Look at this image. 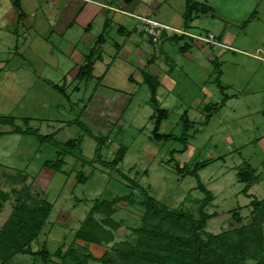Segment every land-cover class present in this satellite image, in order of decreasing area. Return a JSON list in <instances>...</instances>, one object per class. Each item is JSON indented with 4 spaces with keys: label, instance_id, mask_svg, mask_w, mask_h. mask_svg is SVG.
I'll use <instances>...</instances> for the list:
<instances>
[{
    "label": "rangeland",
    "instance_id": "rangeland-1",
    "mask_svg": "<svg viewBox=\"0 0 264 264\" xmlns=\"http://www.w3.org/2000/svg\"><path fill=\"white\" fill-rule=\"evenodd\" d=\"M134 1L138 8L129 11L121 0L106 3L113 6L111 10L174 29L200 36L210 34L216 45L172 32L151 43L136 17L109 12L128 20V30L137 24L140 34L131 35L127 44L138 41L146 50L147 62L164 53L174 85L168 92L157 89L155 99L161 102L156 99L154 108L146 84L133 83L136 87L127 95L130 102L120 119L110 121L104 132L103 124L97 122L91 127L76 124L84 122L82 105L90 93L82 92L84 84L74 78L77 72L74 76L71 68L93 47L85 45L79 31L72 36L54 31L52 22L59 17L64 0H0V118L13 120L10 125L0 123V189L7 193L14 190L17 196L26 192L52 204L41 232L30 244L32 251L45 247L51 254L73 243L98 258L102 249L89 250L72 236L96 200L127 193L123 177L137 182L157 203L197 217L203 194L196 188L195 179L177 173L174 164L191 169L203 163L196 174L212 196L204 211L214 217L200 231L202 238L206 233H229L248 224L249 201H264V0H192L197 8L205 6L209 11L198 12L188 24L182 19L185 0ZM111 20L103 32L90 26L93 38L101 36L106 41L103 57L110 55L109 47L116 49L124 39L116 31L119 24ZM174 35L178 39L172 38ZM67 44L71 48L65 54ZM150 64L142 71L153 76L151 68L147 70ZM88 86L83 89L88 90ZM225 97L231 99L220 108L218 104ZM156 110L169 113L157 129L158 134L170 136L167 141L151 137ZM183 119L188 124L185 130ZM16 129L29 132H11ZM51 133L54 137L48 135ZM67 141L71 144L66 145ZM185 147L189 149L187 155L181 152ZM119 148L126 153L113 169L109 162ZM58 159L62 160L59 167H49ZM248 170L254 172L256 182L246 196L236 173ZM79 177L83 179L75 183ZM11 194L2 203L0 227L10 215ZM112 214L116 225L111 231L113 242L134 241L132 232L140 225L143 210L117 202ZM232 216L239 217V224ZM93 217L99 221L103 215ZM261 229L264 237V222ZM101 246L111 253L108 245ZM7 264H60V260L51 257L42 263L28 255H16Z\"/></svg>",
    "mask_w": 264,
    "mask_h": 264
},
{
    "label": "trees",
    "instance_id": "trees-1",
    "mask_svg": "<svg viewBox=\"0 0 264 264\" xmlns=\"http://www.w3.org/2000/svg\"><path fill=\"white\" fill-rule=\"evenodd\" d=\"M130 2L131 0H123L125 5H129ZM13 5L18 8L15 1H13ZM208 11L209 8L205 6L197 8L196 5L192 4V0H185L183 22L188 24L198 12ZM107 26L105 21L103 29ZM100 38L99 36L95 41L96 45ZM172 38L178 39L176 35ZM95 48L94 46L89 54L84 57L75 76L76 80L86 81L91 77L92 56L96 53ZM142 82L149 89V103L155 108L157 104L155 91L158 82L155 77L144 72L142 73ZM54 88L60 91L56 86ZM226 99L228 98L225 97L220 101L219 107ZM166 118V111L156 110L151 131V137L154 141L170 139L169 135L157 133L160 122ZM182 118L183 116L180 117L181 120ZM12 121L11 118H0L1 124L10 125ZM76 124L81 125L79 122ZM187 126V119H183V129L185 130ZM11 132L27 134L29 131L26 129L19 132L16 129ZM87 133L90 134L88 131ZM34 136H37L36 132ZM42 137L45 138V136ZM65 144L70 145L71 142L67 141ZM124 153L125 149L119 148L109 162V167L115 169L122 160ZM201 167H203V163L195 164L191 169L185 166L180 168L174 164L177 173L188 174L195 179L196 188L203 194V198L197 206V217L187 211L170 209L157 203L147 195L137 182L128 177H123L127 182L126 194L115 196L109 201L96 200L73 233L72 239L95 245H108L111 253L108 249L104 250L98 258L92 257L85 248L73 243H70L64 251L58 248L51 254L45 247L31 251L30 244L41 232L52 205L45 200L32 198L26 192L23 196H17L14 190L7 193L0 189V209L2 203L9 200L11 193L14 197L10 202V215L0 227V264L9 263L16 255H28L35 262L40 261L42 263L49 262L51 257H54L60 260V264H245L247 261H252L254 264H264V237L261 229V223L264 222V201H249L251 220L248 224L239 226L229 233H206L204 238L200 235V231L205 228L206 222L214 217V214H207L204 211V208L211 203L212 196L199 182L196 172ZM236 177L238 182L244 184L241 192L248 196L246 194L247 189L256 178L253 171H237ZM120 201L129 206H138L143 210L140 225L132 232L134 241L131 242H113L111 231L116 228V225L110 219V215L113 213V205ZM94 214H102L103 218L98 221L93 217ZM232 218L239 224V217L232 216Z\"/></svg>",
    "mask_w": 264,
    "mask_h": 264
},
{
    "label": "crops",
    "instance_id": "crops-1",
    "mask_svg": "<svg viewBox=\"0 0 264 264\" xmlns=\"http://www.w3.org/2000/svg\"><path fill=\"white\" fill-rule=\"evenodd\" d=\"M46 1H50L52 3L55 0H46ZM107 1L108 0H89L88 3L91 4L86 5L83 4L82 1L80 0H64V3L61 9L59 10V12L57 10V12L59 13V17L57 15L56 18L58 19L55 18L56 20L54 19L52 22V27L54 31L60 33L61 36H63V34L67 32H69L70 36L76 35L77 32L79 31L81 33L80 39H82L83 42H85V45L90 44V47L91 46L96 47L95 59H93L92 61L93 64H92L91 77L86 81L79 82V83L83 82L84 84L83 88L88 86L87 85L88 82H91V85L88 86V90L82 88V92L83 90L84 92L89 91L90 96L88 97L86 104L82 105L83 107H82L81 120H83L84 122H79V123L83 126L87 125V127L93 126L92 122H97L96 125L103 124L104 128L101 129L102 128L101 127L100 129L103 130L104 132H106L108 128V123H110V121L117 122L120 119L121 113L123 112L127 104L130 102V97H127V95H130L133 92V89L136 87L135 84H138L140 81L142 82V73H143L142 69L144 68L145 65H147V63L148 64L151 63L148 66L147 70L149 68L152 69V70L150 69L151 71L150 74H152L153 77H155L158 82L157 89L163 88L168 92L171 91L174 85L173 80L169 79V72L171 70L170 65H168L167 63L168 61L164 57H162L164 53L156 57L155 60H153V57L150 58V60H148L147 62L148 57L146 56V50H143L144 47L142 46L143 47L142 48L138 41H134L132 43L127 44L128 39L131 35L140 34L137 31V26H136L137 24H134L132 26V29L128 30L127 28L130 27L127 26L130 23L128 20L126 19L122 20L119 18H115L111 14L109 15V12L112 13H116V12L112 11L114 9L111 10L113 6L110 3H106ZM121 1L123 2V0ZM138 5L139 4L134 0H131L129 5H125L123 3V6H125V10L128 11L136 10L138 8ZM109 17H111V19H113L117 25L119 24L116 31L124 39L123 42L120 43V45L117 44L115 45L116 49L111 50V48L109 47L110 55H108L107 57H103L102 56L103 49L105 47H108L106 41L100 36L101 37L100 41L96 45L95 41L99 36L98 37L95 36L93 38L89 34V32L92 31L90 27L91 24H93L94 28H96L97 30H102L103 32L104 30L103 23L105 21L108 24L107 28H109L110 20H111ZM70 48L71 46L67 44L64 47L63 53L65 54L68 53ZM75 56L78 57L77 53H75ZM158 60L159 62L164 60L163 66H160L161 62L159 63V66L154 65V63L156 64V61ZM82 62L83 59L82 60L80 59L79 61H77L78 64L75 63V65H73V68H71V73L74 76ZM157 89L155 91V95ZM74 90H76L77 92L79 91L77 87H74ZM230 99L231 98L226 99L221 107H223ZM157 102H161V101L157 99ZM168 117H169V113L167 112V118ZM48 135L54 137L53 133ZM48 135H42V136H48ZM261 148H264V144L261 146ZM181 152L187 155L189 153V149L185 147L184 150ZM59 163H62V160L58 159L56 162L49 164V167L50 166L59 167ZM82 179L83 177H79V179L75 180V183L81 181ZM251 185H253V183ZM251 185H249L248 189L250 188ZM111 199L112 198L109 197L107 199H102V200L109 201ZM120 203H124V202L120 201ZM113 216L114 214L110 215V219L112 221H113L112 218ZM76 243L84 244V242L80 240H76ZM85 245L88 246L89 250L93 249V251H97V249H102L103 252L105 250V248H103L101 245H95L92 243H85Z\"/></svg>",
    "mask_w": 264,
    "mask_h": 264
},
{
    "label": "built area",
    "instance_id": "built-area-1",
    "mask_svg": "<svg viewBox=\"0 0 264 264\" xmlns=\"http://www.w3.org/2000/svg\"><path fill=\"white\" fill-rule=\"evenodd\" d=\"M114 11H117V10L114 9ZM117 12H119L120 14H125V15L130 16V17H136L139 20V22L141 23L140 26H141L142 33H144L149 38L151 43H156L159 40V38L161 37V35L164 34L165 32H172L173 34H181V35L190 36L191 38H193L197 41H200L201 43H204V44L216 45L213 42V36L210 34H205L204 36H200V35L188 33V32L182 31V30L174 29V28L159 24L155 21L146 19L144 17H140V16L130 14V13L125 12V11L119 10Z\"/></svg>",
    "mask_w": 264,
    "mask_h": 264
}]
</instances>
